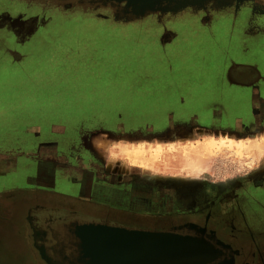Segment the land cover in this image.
<instances>
[{
  "label": "crops",
  "instance_id": "0c3cea01",
  "mask_svg": "<svg viewBox=\"0 0 264 264\" xmlns=\"http://www.w3.org/2000/svg\"><path fill=\"white\" fill-rule=\"evenodd\" d=\"M17 1L0 0V18ZM124 3L68 0L66 8L75 11L80 7L98 18L135 24L133 28L148 30L153 36L149 46L154 48L148 49L156 53L149 56L154 61L145 81L148 87L153 86L154 91L149 88L145 96L153 98V102L130 108L137 124L153 127L144 137L174 140L197 131L245 140L264 134V0H165L163 10L131 17L123 12ZM185 13L191 18L180 19L175 29L167 24ZM23 15L9 14L0 20V27L17 32L16 43L26 38L21 39L20 30L31 26L29 22L12 24L10 20ZM148 16L155 19V24L143 23ZM6 40L5 35H0L1 61L8 58L18 63L22 56L11 58L4 49L5 43L11 44ZM199 82L205 85L200 87ZM98 99L101 104V96ZM106 108L88 106L73 98L67 105L54 108L0 105V264H49L41 253H59L57 243L67 246L68 256L74 253L68 245L74 236L67 232L52 235L43 230L45 220L39 213L42 208L50 212L57 205L72 207L73 202L111 208L123 205L124 177L108 167L102 149L93 142L95 133L124 136L117 131L120 114L116 107L112 108L116 110L112 112V127L99 121L107 113ZM92 109L93 118H98L93 123L87 120ZM47 112L50 125L65 126L66 133L76 135L77 144L68 145L65 153L59 151L56 139L54 143L41 142L38 137L42 133L26 128L37 122L42 125ZM161 190L166 197V212L170 210L171 197L165 187ZM171 206L176 211V204ZM238 206L246 211L250 225L244 245H237L232 264H264V200L248 198L239 201Z\"/></svg>",
  "mask_w": 264,
  "mask_h": 264
},
{
  "label": "rangeland",
  "instance_id": "374dc122",
  "mask_svg": "<svg viewBox=\"0 0 264 264\" xmlns=\"http://www.w3.org/2000/svg\"><path fill=\"white\" fill-rule=\"evenodd\" d=\"M67 2L19 0L9 13L1 15L3 21L6 15L24 14L10 21L12 24L29 22L31 27L22 25L24 29L19 34L22 40L26 37L22 43H16L17 32L0 27V35H5L6 41L11 43L5 52L14 59L22 56L18 63L0 58V105L54 108L67 105L73 98L88 106L106 105L107 113L102 116L105 119L99 120L107 123L105 127L114 124L112 112L116 110L112 108L116 107L120 114L117 131L124 136L95 133L93 142L102 149L108 167L122 174L124 179L132 176L154 183L156 187H165L172 199L180 193H187V197L196 193L200 201L209 196L210 185L235 187L249 181L251 195L264 200V191L255 185L264 182V134L245 140L197 131L174 140L144 137L153 127L137 124L130 108L153 102V98L145 97L149 88L154 91L153 86L148 87L145 82L154 61L149 56L156 53L148 49L154 48L149 46L153 36L148 30H136L135 24L98 18L80 7L67 11ZM98 11L110 13L106 9ZM190 18L191 15L185 13L167 24L175 29L179 22ZM143 23L153 25L155 19L148 16ZM34 24L37 26L32 30ZM98 96H101V104ZM49 113H45L42 125L37 122L26 128L42 133L38 137L41 142L54 143L56 139L59 151L65 153L68 145L77 144L76 135L66 133L65 126L50 125ZM93 114L94 111L87 117L88 122L98 121ZM175 187L177 189L169 190ZM148 224L152 228L169 225ZM214 224L209 223V226ZM232 241L236 245L243 244L236 238Z\"/></svg>",
  "mask_w": 264,
  "mask_h": 264
},
{
  "label": "flooded vegetation",
  "instance_id": "af4514ba",
  "mask_svg": "<svg viewBox=\"0 0 264 264\" xmlns=\"http://www.w3.org/2000/svg\"><path fill=\"white\" fill-rule=\"evenodd\" d=\"M6 46H9V44L5 43L4 45V49L7 48L8 52L9 48ZM136 184L140 187H137ZM122 185L123 205L121 207L86 206L82 205V202L78 204L73 202L75 205L72 207L57 205L50 212L46 208L41 207L42 211H39V213L44 216L43 220H45L44 226H42L43 230L53 235L55 232H63L66 229L67 234L69 233L75 237L76 230H78L77 227L79 228V226L90 222L127 228L157 230H166L177 225L193 223L203 227L207 234L215 235L216 238L229 244L231 248H225L212 238L216 248L222 250L227 256L233 254L236 258L238 246L240 248L241 245L237 246L232 240L236 238L243 243V239L246 237L245 234L248 231V225H250L246 211L238 206V203L254 197L251 195L250 190L247 189V187H251V182L247 181L241 184L238 186L240 189H237L238 187L228 189L210 185V190L208 189L209 196L203 201L198 200L199 197L196 193H192L190 197H187V193H180L178 196L175 195L174 199L168 200L170 210L168 208L166 212L163 209L165 208L163 203H165L164 198L166 197H164V192L159 186L156 187L154 183L132 176L124 179ZM255 185H261V190L264 191V182ZM153 189L155 190L153 191ZM150 191H153L152 195H148ZM148 198H151V200ZM152 199H154V203L151 202ZM173 203L176 204V211L172 209L171 205ZM158 210H163L164 212L160 213ZM149 222L169 223V225L152 228V225L148 224ZM212 222L213 224L215 223L214 226H209V223ZM44 241V243L48 242L47 240ZM70 243H73L72 239ZM234 261L235 259H233Z\"/></svg>",
  "mask_w": 264,
  "mask_h": 264
},
{
  "label": "water",
  "instance_id": "95a60500",
  "mask_svg": "<svg viewBox=\"0 0 264 264\" xmlns=\"http://www.w3.org/2000/svg\"><path fill=\"white\" fill-rule=\"evenodd\" d=\"M109 1H125L122 8L127 17L163 10L165 5V0ZM77 229L72 244L78 248L66 260L58 254L41 256L49 264H232L234 259L216 248L212 238L225 248H231L229 244L193 223L157 230L90 222Z\"/></svg>",
  "mask_w": 264,
  "mask_h": 264
},
{
  "label": "bare ground",
  "instance_id": "6f19581e",
  "mask_svg": "<svg viewBox=\"0 0 264 264\" xmlns=\"http://www.w3.org/2000/svg\"><path fill=\"white\" fill-rule=\"evenodd\" d=\"M86 224H88V223H86ZM104 225V224H103ZM108 225V224H107ZM64 233H66V229L63 231ZM72 239V238H71ZM70 239V240H71ZM70 240H69V250L71 251V249H73V251L76 249V248H78L77 246H75V244H70ZM60 243H57V246H58V251H60V254L59 253H57L58 255H63V257H62V259H67V257H68V254H67V251H66V248H67V246L66 245H63V244H60ZM76 251V250H75ZM74 251V252H75ZM71 253H73V252H71ZM70 254V253H69Z\"/></svg>",
  "mask_w": 264,
  "mask_h": 264
}]
</instances>
